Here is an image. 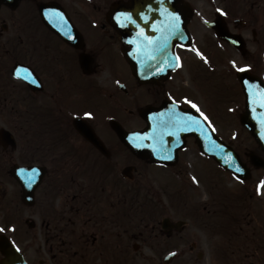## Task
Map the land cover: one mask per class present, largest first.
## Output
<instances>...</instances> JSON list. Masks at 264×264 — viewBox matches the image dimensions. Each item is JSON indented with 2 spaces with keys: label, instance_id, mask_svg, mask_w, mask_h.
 Listing matches in <instances>:
<instances>
[{
  "label": "flooded vegetation",
  "instance_id": "af4514ba",
  "mask_svg": "<svg viewBox=\"0 0 264 264\" xmlns=\"http://www.w3.org/2000/svg\"><path fill=\"white\" fill-rule=\"evenodd\" d=\"M126 1L0 0V239L27 264H142L145 254L159 264L172 253L264 264V185L250 183L264 167L249 157L264 151L252 132L242 139L252 149L237 150L250 179L211 184L203 200L189 193L187 176L207 173L195 137L144 139L136 154L118 134L148 137L155 124L159 134L172 111L196 113L201 127L188 101L207 116L241 95L245 109L239 69L264 82V0H181L190 44L176 47L175 71L147 78L133 75L108 22ZM192 216L210 245L186 241Z\"/></svg>",
  "mask_w": 264,
  "mask_h": 264
},
{
  "label": "water",
  "instance_id": "95a60500",
  "mask_svg": "<svg viewBox=\"0 0 264 264\" xmlns=\"http://www.w3.org/2000/svg\"><path fill=\"white\" fill-rule=\"evenodd\" d=\"M179 0H128V2H117L112 5L108 14V21L113 24L120 35L123 53L129 62L135 77H149V72L159 74L163 77L165 73L174 70L178 62L175 60L176 45H188L189 34L186 27L185 12L179 11ZM172 8V9H171ZM176 8V9H174ZM168 9H171L169 11ZM131 17V20L126 17ZM173 17L178 18L179 33L172 36L169 46L164 53H153L147 46L144 37L156 39L165 34ZM134 21V23H133ZM141 32L143 35H141ZM183 35V39L179 38ZM223 37L229 41L232 38ZM148 55H155V60H149ZM172 65L169 67V65ZM240 81L246 96V110L241 115V124L250 130L256 137L258 143L264 150V107L258 102L260 89L264 84L258 78L248 73L240 74ZM169 131H174L169 129ZM121 140L135 153H141L139 147L132 142L136 140L137 133H127L123 129H118ZM182 137L195 136L200 146L201 152L209 157H213L225 170L233 173L241 179L249 178V170L242 163L240 156L228 145L217 138L212 128L205 122L202 127H193L191 130L180 132ZM164 137L173 141L174 135L165 134ZM256 166L264 165V162L257 157L251 156ZM242 169L236 172L235 168ZM0 248L8 261L5 264H24L20 255H17L7 240L0 241ZM167 258L166 263L170 262Z\"/></svg>",
  "mask_w": 264,
  "mask_h": 264
},
{
  "label": "rangeland",
  "instance_id": "374dc122",
  "mask_svg": "<svg viewBox=\"0 0 264 264\" xmlns=\"http://www.w3.org/2000/svg\"><path fill=\"white\" fill-rule=\"evenodd\" d=\"M229 98H231V102L228 101L227 104V101H225L224 104H218L221 106H219L217 110L209 108L207 116L209 124L214 128L219 137H221L226 143L232 145L233 148L240 150L243 155L245 151L249 152V150L252 149H249V145L246 144L247 142H242V139H244L243 136L246 135V132L240 125V116L244 112V107L242 106L243 99L241 95H231ZM238 134L241 136L240 141L237 138ZM187 177L192 184L197 183V187H194V191L189 192L191 200L211 198L209 191H207L211 184H223V186L229 190L233 189V186L236 184V180L233 176L224 170H221L214 161L209 159L207 160L206 174L203 175L194 172V174H190ZM193 177L195 178V182L193 181ZM255 178L256 179L252 178L250 183L256 184V181L259 183L264 181V178L261 176ZM203 183H206L207 186ZM259 195L264 197V189L262 191L259 190ZM190 220L189 230L186 232L187 242H198L199 244L208 246L210 245V241H215L213 236H206L205 232L200 230V223L202 224L200 219L194 220L192 216ZM158 257L159 264H163L162 260L164 255H159ZM215 257H217V255H209L206 253L203 255L202 259L199 260L196 254H181L172 264H216ZM142 264H158L157 254L143 255Z\"/></svg>",
  "mask_w": 264,
  "mask_h": 264
},
{
  "label": "snow or ice",
  "instance_id": "6c2138e0",
  "mask_svg": "<svg viewBox=\"0 0 264 264\" xmlns=\"http://www.w3.org/2000/svg\"><path fill=\"white\" fill-rule=\"evenodd\" d=\"M127 19L131 20V17H126ZM134 23V21H133ZM179 33V23H178V18L173 17L172 23L169 24L168 28L166 29L165 34L161 35L160 37L156 39H152L150 37H144L146 44L148 47L151 48V51L153 53H164L167 51V48L169 46V40L172 36H175ZM141 35L143 33L141 32ZM183 39V35L181 34L180 37ZM193 51L196 52L198 56L202 57V54L195 48H193ZM147 58L149 60H155L156 56L155 55H148ZM203 58V57H202ZM176 61H179V57H175ZM172 65L170 64L169 67ZM240 71H243L244 69H239ZM19 75V73H17ZM258 102L261 107H264V92H261L258 97ZM188 103L191 105L192 108L196 109L197 112L200 113V116L203 117L205 121L208 120V117L204 115L203 112L200 111V109L197 107V105L193 104L191 101H188ZM85 115L90 116L91 113H85ZM264 123V120L261 121ZM161 128H163L165 131L160 132L159 134L153 133L152 136L144 137V136H138L136 140H133L132 142L135 144V146L139 147L141 146V142L144 139H153L157 140L158 143L161 145L164 143L163 141V135L165 133L169 135H176L180 131H188L191 130L193 127H200V121L197 120L195 117L190 116L188 114H184L183 116L177 114L175 111H172L167 114V119L161 121ZM169 129L174 130V131H169ZM214 131V129H213ZM165 159H171V156H166L164 157ZM236 172H241L242 169L239 168L238 166L235 168ZM31 180L32 177H29V182L28 186H31ZM193 181L195 182V178L193 177ZM261 185H264V181H261ZM257 192L259 194V186L257 188ZM0 231H3V229H0Z\"/></svg>",
  "mask_w": 264,
  "mask_h": 264
},
{
  "label": "trees",
  "instance_id": "16d2710c",
  "mask_svg": "<svg viewBox=\"0 0 264 264\" xmlns=\"http://www.w3.org/2000/svg\"><path fill=\"white\" fill-rule=\"evenodd\" d=\"M219 257V256H218ZM225 257H226V255H225ZM225 261H228L226 258H225Z\"/></svg>",
  "mask_w": 264,
  "mask_h": 264
}]
</instances>
